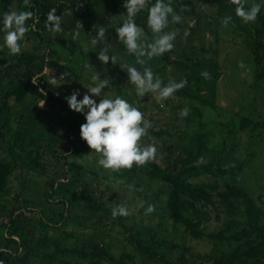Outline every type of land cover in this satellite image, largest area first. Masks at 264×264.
<instances>
[{
    "label": "rangeland",
    "instance_id": "1",
    "mask_svg": "<svg viewBox=\"0 0 264 264\" xmlns=\"http://www.w3.org/2000/svg\"><path fill=\"white\" fill-rule=\"evenodd\" d=\"M94 1L31 0L26 6L24 0H0L3 11H10V5L15 10L33 11L34 17L27 23L35 25L21 41L22 52L18 55H9L0 33V63L5 59L0 65L15 64L16 75L22 76L26 68L18 65L17 58L36 54L46 64L54 62L71 74L61 78L62 74L41 63L33 69L32 77L38 76L43 82L41 89L36 87L48 95L47 105L38 103L42 109L47 107L43 110L47 115L33 109V98L43 99L35 89L24 104L11 98L4 105L0 96V161L16 165L5 190L0 192V260L17 264L13 261L16 255L25 254V250L18 251L14 243L8 242L14 238L27 241L31 247L30 264H40L44 255H57L62 249L70 253L67 259L89 264L91 258L80 254L90 256L94 246L107 252L98 257L104 264H164L161 258L169 264H214L215 259L250 240L218 241L208 237L225 230L230 221H244V207L236 202L239 208L229 214L218 201L215 205L185 203L181 209L185 218L206 219L200 228L207 236L194 239L182 224L172 220L167 208L169 186L158 174L166 169L177 173L187 155L192 154L196 156L195 164L233 171L230 175L192 178V187L215 193L222 192L226 184L236 185L264 212V81L256 79L263 65L253 58L255 22L245 23L236 16L232 0H180L188 2L180 13L182 20L170 22L165 29L178 32L175 47L150 60L139 58L147 60L165 83L187 79L186 87L160 101L152 92L138 97L135 86L128 81L123 66L135 64L138 58L127 53L115 32L124 15L108 14L113 4L104 3L97 4L90 15H81ZM255 2L258 0H248V5ZM48 5L61 6L56 14L63 16V32H51L46 27ZM226 16H232L227 26L223 23ZM94 25L108 28L105 44L115 57L114 63L110 60L104 65L96 54L99 46H91ZM39 34L45 36L42 46L38 44ZM153 38L152 32H145L146 42ZM86 45L88 53L84 51ZM111 66L118 68L114 76ZM96 71L102 79L119 81L109 90L104 89L102 96L125 97L152 122L141 143L157 146L155 160L143 166L134 164L131 169H103L98 164L100 154L73 129L85 118L69 108L65 97L79 89L81 99ZM203 71H208L210 78L203 77ZM12 77L5 81L3 90L12 87ZM95 99L99 102L101 97ZM200 100L211 105L204 106ZM184 108L188 109L187 116L180 115ZM199 135L205 149L197 155ZM32 136L41 140L40 153L29 144ZM84 143L85 152L78 155L76 150ZM153 164L159 167L157 176L150 173ZM141 202L143 207H139ZM120 203L129 207V216L113 217L112 207ZM149 205L155 206L151 213L147 212ZM239 230L234 227L225 236ZM137 241L144 249L137 246Z\"/></svg>",
    "mask_w": 264,
    "mask_h": 264
},
{
    "label": "clouds",
    "instance_id": "2",
    "mask_svg": "<svg viewBox=\"0 0 264 264\" xmlns=\"http://www.w3.org/2000/svg\"><path fill=\"white\" fill-rule=\"evenodd\" d=\"M30 2L31 0H24L26 6ZM232 2L235 4V15L245 23L255 22L264 8V0H258L250 6L248 0H232ZM123 7L125 15L119 26H115V32L127 53L138 58L135 64L129 63L123 66L128 74V81L135 86L138 97L142 98L152 92L156 93L160 101H164L186 87L187 79L169 80L165 83L148 66L147 60L139 58L147 57L150 60L154 56H163L171 51L175 47L174 41L178 32L165 31V29L170 22L179 23L182 17L173 7L172 0H123ZM56 12L55 7L48 11L46 27L51 32L61 33L63 32V16L57 15ZM143 12L147 13L146 25L154 34L151 42H146L145 30L137 23V16ZM33 17L34 12L31 10H15L10 5V11H3L0 5V33L3 34V44L8 49L9 55H18L22 52L21 41L26 39V33L30 31V27H35L34 24L30 26L27 23ZM230 21L232 16H226L223 23L227 26ZM94 28L95 35L91 37V46L94 48L99 46L96 52L99 61L104 65H107L110 60L114 63L115 57L110 54L109 47L105 44L108 28L97 25H94ZM188 35L189 33L185 31L184 36ZM84 51L88 53L87 45ZM69 75H71L69 72H65L61 78L66 79ZM201 75L210 78L211 74L203 71ZM38 78L32 82L37 83ZM91 81V85L85 86L88 91L81 99H78L81 95L79 89L73 90L65 99L71 110L84 115L85 122L80 125V137L86 141L91 150L100 154L99 166L106 170L119 171L131 169L134 164L143 166L155 160L157 146L141 143V138L148 135L152 122L145 118L139 107L125 97L102 96L104 89L111 84V81L107 78L102 79L99 72L96 71ZM95 97H101L99 102ZM43 104L44 100L40 105ZM180 115L187 116L188 109H182ZM139 207H143V202L139 204ZM154 210V205L147 207L148 213ZM130 214L129 207L124 203L112 207L113 217H127ZM0 264H4V261L0 260Z\"/></svg>",
    "mask_w": 264,
    "mask_h": 264
},
{
    "label": "trees",
    "instance_id": "3",
    "mask_svg": "<svg viewBox=\"0 0 264 264\" xmlns=\"http://www.w3.org/2000/svg\"><path fill=\"white\" fill-rule=\"evenodd\" d=\"M214 2H221L222 0H211ZM100 3L104 4H113L112 8L108 9L109 13H115L120 15H125V9L123 7V0L121 3L116 2V0H95L93 3H90L84 12L81 15H90L93 11V8ZM173 7L180 14L183 11V8L187 6L188 2H182L180 0H172ZM48 8H52V6L48 5ZM57 9H61V6H55ZM146 12L140 13L137 16V23L141 25L145 32L150 33L151 30L146 25ZM45 41V36L43 34L38 35V44L40 46L43 45ZM254 44H255V52L253 54V58L255 63L262 66V70L256 73L257 80L264 81V14L258 15L255 21V29H254ZM1 53V52H0ZM19 64L24 65L25 71L22 76L16 75L17 66L6 64L3 66L0 65V96L3 99L4 105H7L9 99L13 98L14 101L18 104H24L25 100L28 98V94L31 90H37V92L43 95L42 100H36L37 98H33L32 105L35 111L41 112L40 114L47 115L46 108H40L38 103L41 101H45V105L48 103L47 92H40L39 89L31 82V78L34 73H32V65L34 63H41L42 67L51 66L56 70V72L63 74L67 72V70L57 65L54 62L50 64H46L41 58L36 54L28 55L26 58H17ZM39 61V62H38ZM5 63V59L2 60L3 64ZM110 64V62L108 63ZM118 68L111 66V74L114 76V72L117 71ZM122 73V70L119 71ZM10 75H13L11 80L12 87L9 90H3V85L5 81L10 78ZM111 84L105 88V90H109L113 85L119 84V81L112 82ZM201 104L204 106H209L208 102L204 100H200ZM22 113H25L22 111ZM82 123L74 124L73 129L80 133V125ZM2 131L0 130V135ZM202 136L198 137L197 144V155L200 154L205 149V144L201 142ZM41 140L38 137L32 136L30 139V145L36 147L38 149V153H40V148L43 146ZM84 142V140H83ZM86 144H82L76 153L81 155L84 153ZM46 148V145H44ZM51 149L50 146H48ZM196 156L192 154H188L186 159L183 161L181 168L177 171V173L169 172L167 169L160 172L159 167L157 165H152L153 169L151 170V174L154 176L157 174L163 179V181L169 186L168 192V200H167V208L169 209L172 220L175 223L182 224L185 228V231L194 239H201L207 236L203 230L200 228V225L206 221L204 218H197V220H189L182 215L181 209L185 203L191 205L193 202H203L206 205H215L216 201L224 207V210L233 214L239 207L236 202H240L244 207L243 215L244 221H230L227 223L225 230L220 231L216 235H209L208 237L211 239H215L218 241H236L240 242L244 238H249L247 242H241L237 245L234 251L222 255L221 257L215 259L214 264H264V225L261 224L262 216L264 212L261 208H259L254 201V199L243 189L239 188L236 185L226 184L225 189L222 192L211 193L207 190L199 187H192L189 184V181L192 178L201 177L204 175H230L232 174V169L228 170H214L210 166L205 164H195ZM16 169V165L5 160L0 161V192H3L7 186L8 180L12 172ZM51 197V193L48 194ZM186 198L187 202L183 201L182 198ZM63 215V214H62ZM234 227H239V231L225 236V233L231 231ZM12 238V237H11ZM10 243H14L17 247L18 251L25 250V254L22 257H16L13 260L17 264H30V256L32 253L31 247L27 244V241H16L14 238L8 240ZM137 246L144 249L139 241L136 242ZM7 247V246H6ZM64 251V252H63ZM3 252H8V250H4ZM67 251L62 249L59 254L50 253L48 255H44L41 259L40 264H78L72 260L67 259L68 254ZM11 254V253H10ZM9 254V255H10ZM73 254L78 256V252L73 251ZM107 255V252L104 248H98V246H94L92 250V254L88 256L86 253L80 254L81 257H90L91 261L89 264H104L98 257ZM75 256V257H76ZM161 261L164 264H169L166 260L161 258Z\"/></svg>",
    "mask_w": 264,
    "mask_h": 264
},
{
    "label": "built area",
    "instance_id": "4",
    "mask_svg": "<svg viewBox=\"0 0 264 264\" xmlns=\"http://www.w3.org/2000/svg\"><path fill=\"white\" fill-rule=\"evenodd\" d=\"M35 22H37V19H35ZM36 78H38V76H34V77H32V78H31V82H32V80L35 81ZM32 83H33V82H32ZM0 84H1V80H0ZM33 84H34V83H33ZM34 85L38 86L39 89H41V86L43 85V82L41 81L40 78H38L37 83H35ZM41 92H43V91L41 90ZM44 102H45V101H44Z\"/></svg>",
    "mask_w": 264,
    "mask_h": 264
},
{
    "label": "crops",
    "instance_id": "5",
    "mask_svg": "<svg viewBox=\"0 0 264 264\" xmlns=\"http://www.w3.org/2000/svg\"><path fill=\"white\" fill-rule=\"evenodd\" d=\"M39 64L38 63H34L33 65H32V67H31V69H32V72L34 73V70L33 69H38L39 68V66H38ZM46 69H47V67H46ZM44 104H45V102H44Z\"/></svg>",
    "mask_w": 264,
    "mask_h": 264
}]
</instances>
